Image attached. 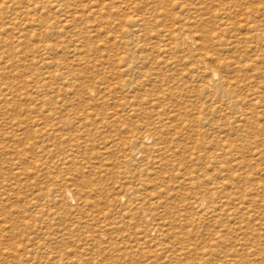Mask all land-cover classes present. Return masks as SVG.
Masks as SVG:
<instances>
[{"label":"rangeland","instance_id":"obj_1","mask_svg":"<svg viewBox=\"0 0 264 264\" xmlns=\"http://www.w3.org/2000/svg\"><path fill=\"white\" fill-rule=\"evenodd\" d=\"M0 264H264V0H0Z\"/></svg>","mask_w":264,"mask_h":264},{"label":"bare ground","instance_id":"obj_2","mask_svg":"<svg viewBox=\"0 0 264 264\" xmlns=\"http://www.w3.org/2000/svg\"><path fill=\"white\" fill-rule=\"evenodd\" d=\"M214 76L217 77V76H219V75H218V73H215Z\"/></svg>","mask_w":264,"mask_h":264}]
</instances>
